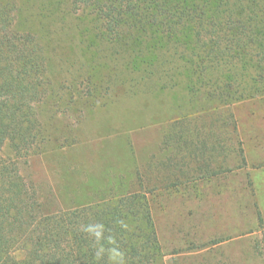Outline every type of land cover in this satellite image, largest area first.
Listing matches in <instances>:
<instances>
[{
    "label": "rangeland",
    "instance_id": "374dc122",
    "mask_svg": "<svg viewBox=\"0 0 264 264\" xmlns=\"http://www.w3.org/2000/svg\"><path fill=\"white\" fill-rule=\"evenodd\" d=\"M18 2L22 24L42 32L47 69L24 76L26 90L38 91L26 96L0 43V156H18L20 172L35 187L44 211L70 210L116 194L98 193L107 189L152 190L148 198L161 247L156 264H264V221H259L260 215L264 218V187L257 197L252 188L242 196L239 191L212 197L206 187L207 195L198 197L193 191L169 189L176 179L147 172L156 166L154 160L148 163L152 156H164L161 143L169 132L209 126L231 132L229 117L256 109L264 113V76H258L264 75L262 28L255 50L237 49L232 63L227 55L220 64L199 48L197 39L169 42L134 28L128 29L134 34L112 39L97 34L103 29L91 23V16L81 18L92 33L76 29L74 17L66 16L69 0ZM40 15L52 23L48 30L39 24ZM225 45L231 47V42ZM192 62L204 74L196 73ZM35 94L37 99L30 97ZM15 98H24L32 113L20 127L11 125L6 105ZM28 117L42 131L31 141L22 129ZM112 130L119 133L109 138ZM13 135L24 136L25 143L13 141L18 149L8 140ZM114 183L123 186L107 188Z\"/></svg>",
    "mask_w": 264,
    "mask_h": 264
},
{
    "label": "trees",
    "instance_id": "16d2710c",
    "mask_svg": "<svg viewBox=\"0 0 264 264\" xmlns=\"http://www.w3.org/2000/svg\"><path fill=\"white\" fill-rule=\"evenodd\" d=\"M21 5L18 0H0V43L18 72V88L28 96L27 92L33 88L26 90L24 76L36 70L43 74L47 69L46 48L41 44L42 32L22 24ZM65 6L66 16H73L76 29L83 33L92 32L84 27L81 17L91 16V23L103 29V32L98 29L97 34L112 39L134 34L129 28L143 35L150 31L169 42L190 37L197 39L199 48L220 64L227 55L232 63L238 55L237 49L255 50L254 45L260 43L257 37L260 28L264 36V0H69ZM42 17L39 24L48 30L52 23L47 24ZM226 42H231V47L222 48ZM178 45L171 44V47ZM192 66L196 73H203L200 64L192 62ZM30 97L37 99L38 94ZM23 102L18 98L6 102L11 125L17 123L20 127L32 114L27 113L30 108ZM22 129L30 141L42 133L34 117H28L27 126ZM30 134L34 136L29 137ZM16 139L25 143L24 136L13 135L8 140L13 145ZM14 147L17 146L14 144ZM17 160V155L15 158L0 156V264L157 263L161 247L148 198L152 190H102L98 192L101 196L116 194L74 209L46 213L35 187L22 176ZM177 185L174 182L172 188L176 189ZM118 186L123 184H108L107 188Z\"/></svg>",
    "mask_w": 264,
    "mask_h": 264
},
{
    "label": "crops",
    "instance_id": "0c3cea01",
    "mask_svg": "<svg viewBox=\"0 0 264 264\" xmlns=\"http://www.w3.org/2000/svg\"><path fill=\"white\" fill-rule=\"evenodd\" d=\"M229 120L231 132L227 127L220 132L212 126L209 129L169 132L162 139L164 145L161 143L164 156L160 160L152 156L148 163L150 165L154 160L156 166L152 167L153 170L148 166L147 172H154L155 177L160 175L167 181L176 179L177 190L172 188L174 182L168 187L180 191V194L193 191V195L198 197L206 196V187L212 197L221 194L232 196L239 191L242 196L252 188L257 197L259 188L264 187V113L256 109L229 117ZM118 133L112 130L108 136L113 138ZM132 160L134 177H138L133 155ZM259 221L263 224V216H259Z\"/></svg>",
    "mask_w": 264,
    "mask_h": 264
}]
</instances>
